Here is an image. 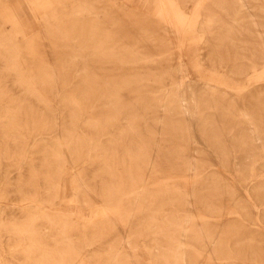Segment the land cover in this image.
Instances as JSON below:
<instances>
[{
	"label": "rangeland",
	"instance_id": "rangeland-1",
	"mask_svg": "<svg viewBox=\"0 0 264 264\" xmlns=\"http://www.w3.org/2000/svg\"><path fill=\"white\" fill-rule=\"evenodd\" d=\"M150 1L0 0V264H177L186 220L196 264H264V146L250 149L239 109L217 112L223 95L264 122V0H177L191 22L196 10L201 16L197 28L186 20L198 33L182 47L179 27ZM217 77L246 87L216 94L211 86L210 108L194 117L179 110V78L206 87L204 79ZM206 111L217 112L214 124L203 120ZM192 159L199 172L187 168ZM193 177L203 178L209 209L196 196L186 204ZM213 181L223 188H206ZM225 218L240 227L221 234V252L203 236Z\"/></svg>",
	"mask_w": 264,
	"mask_h": 264
},
{
	"label": "bare ground",
	"instance_id": "bare-ground-1",
	"mask_svg": "<svg viewBox=\"0 0 264 264\" xmlns=\"http://www.w3.org/2000/svg\"><path fill=\"white\" fill-rule=\"evenodd\" d=\"M79 1V0H78ZM134 1H136V0H134ZM240 1H242V2H244V3H248L249 2V0H240ZM73 2H74V0H73ZM137 2H138V4L139 3H142L143 5H145V6H149L150 4H151V1L150 0H137ZM203 2V1H202ZM137 4V5H138ZM197 5H199V4H197ZM202 5H204V3L202 4ZM201 5V6H202ZM156 7H157V10H156V8H154V11L156 10L157 12H160V15H162V17L167 21V23L168 24H170V25H177L178 27H179V29H178V33L180 34V41H181V45H180V47H182V45L184 46L185 45V43L187 42V41H193V40H195L196 39V34L198 33V32H196L197 30H195V29H193V30H190V29H188V27H196L197 26V24H198V22H199V20H196L195 18L196 17H198V16H200V13L196 10L195 11V13H194V16H195V18H194V16H192L193 18H194V21L193 22H191L188 18H190V16H189V13H186L185 11H184V6H181V5H179V3L177 2V0H158L157 1V3H156ZM203 7V6H202ZM199 8H201V7H199ZM200 10V9H199ZM199 13V14H198ZM156 15H158V14H156ZM159 15V16H160ZM253 16V15H252ZM161 17V16H160ZM201 17V16H200ZM199 17V18H200ZM235 19L237 18H239V14L237 13V14H235V17H234ZM253 18H254V16H253ZM186 20H189V22H191L190 24L188 23V25H187V22H186ZM256 20V19H255ZM235 21H233V23H234ZM256 24H258V23H256ZM188 26L187 28L185 27V26ZM235 25V24H234ZM258 26V25H257ZM186 29H185V28ZM197 28V27H196ZM199 30H200V28H199ZM259 30H261V29H259ZM229 31V30H228ZM230 33V32H229ZM261 34H263V33H261ZM200 36V35H199ZM199 38H201V37H199ZM203 39V38H202ZM202 39H200V40H202ZM186 47V46H185ZM200 48L199 47H194V46H191V44H189V46L187 45V52L188 53H193V56H195V55H197V53H198V50H199ZM213 51H214V47H213ZM74 57H75V54L73 55ZM72 57V56H71ZM78 58V57H77ZM80 58V57H79ZM143 58V57H142ZM146 58V57H145ZM144 59V58H143ZM71 60H74V59H71ZM140 60V59H139ZM142 60V59H141ZM74 61H76V59L74 60ZM193 62H197V59H195V57H193ZM178 63V68H177V70H178V72H179V74L181 75V74H183L184 72H185V67H184V64H183V62L180 60L179 62H177ZM204 63V62H203ZM251 63V62H250ZM207 64V63H206ZM139 65V64H138ZM194 65H196V64H194ZM140 69H142V68H140ZM146 69V68H145ZM261 72V71H260ZM148 73V72H147ZM211 73H214V74H216V72H211ZM257 73H259V72H257ZM257 73H255V74H257ZM254 74V73H253ZM252 74V75H253ZM145 75V74H144ZM143 76V75H142ZM148 76V75H147ZM141 77V76H140ZM205 81H206V83L208 84H206L205 86L206 87H199L198 85L199 84H197V83H193V82H191V81H188V80H186V79H184V78H179L178 79V89L177 90H179V94H178V96H177V93H176V91H174L175 92V95L177 96V100L179 101V103H178V105L180 106L179 107V110L183 113V114H185V115H188L189 117H194V115H196V113L199 111V110H201V105H202V111H203V108L205 107V110H206V108H210V106H211V104H212V100L211 99H209V95L207 94V91L210 89V90H212L213 88L212 87H214V90H212V91H215V93L216 94H218L217 92H216V88L217 87H228V88H230V89H232V90H234V91H237V92H241L243 89H244V87H246V86H244V85H242V84H228L227 82H224V81H220L219 80V77H217L216 79H208V80H206V79H204ZM247 81H249L250 82V79H247ZM150 82V81H149ZM177 82V81H176ZM147 83H148V81H147ZM219 84H221V85H219ZM212 86V87H211ZM212 88V89H211ZM224 93V92H223ZM153 94V93H152ZM174 94V93H173ZM168 96V95H167ZM161 97H162V95H161ZM171 97V96H170ZM174 97V96H173ZM172 98V97H171ZM170 98V99H171ZM221 98L223 99L222 100V102H220L219 104L215 101V102H213V103H215V104H218L222 109H219L217 112L219 113V111H225V108L226 109H228L230 106H233L234 108H235V111H236V109H239L240 110V112L242 113V115H243V117H244V119L243 120H245L244 122H246L247 124V131H249V139H250V149L252 150H254V149H256L257 151H258V149L257 148H259V147H262V146H264V122L262 121L263 119L261 118H254L251 114H250V112L248 111V107H247V105H246V103L244 102V101H242V100H235V98L234 99H229L228 97H226V96H223V95H221ZM160 99V98H159ZM166 99H167V97H166ZM176 99V98H175ZM175 99H174V101H175ZM168 100V99H167ZM172 100V99H171ZM164 101H166V100H164ZM169 101V100H168ZM168 101H166V102H168ZM172 101H170V103H171ZM159 103V102H158ZM176 103V102H175ZM202 103V104H201ZM164 104H165V102H164ZM173 105V104H172ZM166 106V105H165ZM168 106H170V104H169V102H168ZM176 106V105H175ZM163 107V106H162ZM167 107V106H166ZM173 108V107H172ZM175 109H177V108H175ZM217 109V108H216ZM217 112H212V111H206L205 113H204V118H203V120H206V121H208V122H213V124H214V122H216L217 120H216V118H212L211 117V115H214V113H217ZM228 112H230V111H228ZM239 112V113H240ZM199 113H200V111H199ZM233 113V112H232ZM238 113V114H239ZM240 113V114H241ZM176 114H178V113H176ZM201 114V113H200ZM199 115V114H198ZM241 115V116H242ZM198 117V116H197ZM242 117H240V119H241ZM191 119H193V118H191ZM195 119V118H194ZM201 119V118H200ZM216 120V121H215ZM162 121V120H161ZM202 121V120H201ZM187 122H188V119H187ZM159 123V122H158ZM161 123V122H160ZM205 123V122H204ZM243 123V122H242ZM173 124V123H172ZM179 124V123H178ZM190 125H191V123H189ZM161 125V124H160ZM190 125H188V126H190ZM210 125H212V124H210ZM217 125V124H216ZM213 126V125H212ZM163 128V127H162ZM54 129V128H53ZM189 129H190V127H189ZM225 129V128H224ZM160 131V130H159ZM186 131V130H185ZM187 131H188V129H187ZM233 131V130H232ZM189 133V132H188ZM234 133V132H233ZM188 136V135H187ZM215 136V133L213 134V137ZM239 137H238V139H239V141L241 142V143H243L244 145H246L247 143V141H246V139L244 138V136H242V135H238ZM196 137V136H195ZM241 140H243V141H241ZM191 141V140H190ZM238 141V142H239ZM245 141V142H244ZM192 142V141H191ZM193 143V142H192ZM217 143V142H216ZM237 143V142H236ZM184 144V143H183ZM186 147V146H185ZM184 147V148H185ZM247 147V146H246ZM204 148V147H203ZM263 148V147H262ZM178 149H180V148H178ZM186 149V148H185ZM195 149V148H194ZM222 149H223V147H222ZM264 150V149H263ZM183 151H184V149H183ZM207 151V150H206ZM230 151V150H229ZM173 152V151H172ZM175 152V151H174ZM177 152V151H176ZM180 152V151H179ZM185 152H187V151H185ZM252 152V151H251ZM255 152V151H254ZM170 153V152H169ZM206 153H208V152H206ZM236 153V152H235ZM257 153V152H256ZM262 153V152H261ZM141 154V153H140ZM177 154V153H176ZM185 154V153H184ZM195 154V153H194ZM254 154V153H253ZM252 154V155H253ZM174 155V154H173ZM178 155V154H177ZM210 155V154H209ZM227 155V154H226ZM233 155H235V154H233ZM255 155V154H254ZM138 156V155H137ZM172 156V155H171ZM231 156V155H230ZM257 156H261V155H256V157ZM211 157V156H210ZM227 157V156H226ZM253 157V156H252ZM170 158V157H169ZM179 158V157H178ZM185 158V157H184ZM176 159V158H175ZM189 159V158H188ZM197 159V158H196ZM196 159H192V160H190L189 162H185L186 164H187V168L189 169V170H193V171H197V172H199L200 171V165H199V161H197ZM260 159H264V158H260ZM235 160V159H234ZM248 160V159H247ZM256 161L258 160V158L257 159H255ZM177 161H179V160H177ZM181 161V160H180ZM184 161V160H183ZM187 161V160H186ZM205 161V160H204ZM236 161H237V159H236ZM260 161V160H259ZM143 162V161H142ZM152 162V161H151ZM253 162V161H252ZM138 163V162H137ZM154 163H155V161H154ZM165 163V162H164ZM202 163H204V162H202ZM236 163V162H235ZM253 163H255V162H253ZM258 163V162H257ZM168 164V163H167ZM213 164V163H212ZM237 164V163H236ZM262 164H264V162L262 163ZM145 165V164H144ZM146 165H148V164H146ZM155 165V164H154ZM154 165H153V167H154ZM217 165V164H216ZM255 165V164H254ZM257 165V164H256ZM219 166V165H218ZM224 166V165H223ZM253 166V165H252ZM257 166H259V165H257ZM139 167V166H138ZM259 167H261V166H259ZM263 167H264V165H263ZM262 167V168H263ZM172 168V167H171ZM215 168V167H214ZM224 168V167H223ZM237 168H239V167H237ZM253 168V167H252ZM255 168V167H254ZM143 169V168H142ZM156 169V168H155ZM155 169H154V172H155ZM187 169V170H188ZM218 170V169H217ZM220 170H222V169H220ZM256 170V169H255ZM259 170V169H258ZM152 171V170H151ZM157 171V170H156ZM250 171H251V168H250ZM189 172H191V171H189ZM188 172V173H189ZM225 171H223L222 173H224ZM236 172V171H235ZM253 172H254V170H253ZM256 172V171H255ZM260 172V171H259ZM264 172V171H263ZM151 173V172H150ZM192 173H194V172H192ZM238 173H239V171H238ZM257 173V172H256ZM260 174H262L263 175V173H261L260 172ZM150 175V174H149ZM227 175V174H226ZM250 175V174H249ZM253 176H254V173L252 174ZM200 176H202V175H200ZM204 176V175H203ZM209 176V175H208ZM217 176V175H216ZM230 176V175H229ZM240 176V175H239ZM242 176V175H241ZM258 176H260L259 174H258ZM264 176V175H263ZM138 177V176H137ZM187 177L188 176H185V178L187 179ZM197 177V176H196ZM196 177H193V179H191L187 184H189V187H188V193H187V199H186V204H188L189 206H191L193 203H194V200H193V198L196 196L197 197V200L199 201V203H201V205L202 206H204L206 209H209L208 208V206H210L209 205V199H207L206 198V193L204 194L203 192H204V190H208V189H205V185H203V178H202V180H200L199 178H196ZM199 177V176H198ZM210 177V176H209ZM256 177V176H255ZM261 177V176H260ZM140 178H141V176H140ZM149 178V177H148ZM184 178V177H183ZM185 178H184V180H185ZM213 178V177H212ZM248 178V177H247ZM251 178H254V177H251ZM250 178V179H251ZM259 177H256L255 179H258ZM262 178H264V177H262ZM142 179V178H141ZM140 179V180H141ZM173 179V178H172ZM205 179V178H204ZM135 180V179H134ZM209 179H207V181H208ZM217 180H219V179H217ZM222 180H223V177H222ZM259 180H260V178H259ZM247 181V180H246ZM249 181V180H248ZM254 180H252V182H253ZM171 182V181H170ZM175 182V181H174ZM185 182V181H184ZM209 182V181H208ZM223 181H221V182H219V183H215L214 181H213V183H211V184H208V185H206V188H209V190H214L215 189V191H217V190H219V188H221L222 186H223V184L224 183H222ZM250 182H251V180H250ZM249 182V183H250ZM255 182H256V180H255ZM52 183V182H51ZM135 183H136V181H135ZM138 183H139V181H138ZM176 183V182H175ZM248 183V182H247ZM254 183V182H253ZM134 184V183H133ZM245 184V183H244ZM143 185V184H142ZM167 185L168 184H166V187H167ZM226 185V184H225ZM224 185V186H225ZM260 185V184H259ZM113 186V185H112ZM138 186V185H137ZM169 186H170V184H169ZM174 186V185H173ZM263 186H264V183H263ZM128 187V186H127ZM134 187V186H133ZM171 187V186H170ZM175 187V186H174ZM187 187V186H186ZM226 187V186H225ZM252 187H253V189H256V187L254 186V185H252ZM223 188V187H222ZM234 188V187H233ZM260 188V187H259ZM262 188V187H261ZM48 189V188H47ZM176 189H178V188H176ZM185 189H187V188H185ZM248 189H249V187H248ZM51 190V189H50ZM54 190V189H53ZM121 190V189H120ZM141 190H142V188H141ZM180 190V189H179ZM227 190V189H226ZM226 190H225V192H226ZM234 190H235V188H234ZM122 191V190H121ZM203 191V192H202ZM224 191V190H223ZM229 191V190H228ZM254 191V190H253ZM124 192V191H123ZM142 192V194H139V195H145V194H143L144 192L143 191H141ZM165 192V191H164ZM166 192H168V191H166ZM174 192H175V190H174ZM182 192V191H181ZM180 192V193H181ZM222 192V191H221ZM225 192L223 193V194H225ZM139 193H140V191H139ZM170 193H172L171 195V197H173V192H170ZM179 193V192H178ZM177 193V194H178ZM183 193V192H182ZM182 193H181V195H182ZM233 193V192H232ZM246 193H248V192H246ZM21 194V193H20ZM24 194V193H23ZM135 194V193H134ZM161 194H163V193H161ZM184 194V193H183ZM257 194L259 195V196H263L264 195V188H262V189H259L258 191H257ZM31 195V194H30ZM131 195V194H130ZM136 195V194H135ZM170 195V194H169ZM169 195H167L166 197H168ZM186 195V194H185ZM230 195V194H229ZM247 195V194H246ZM249 195V194H248ZM257 195V196H258ZM21 196H23V195H21ZM147 196V195H146ZM179 197H181L180 196V194L178 195ZM132 197V196H131ZM149 197V196H148ZM156 197V196H155ZM159 197V196H158ZM232 197V196H231ZM245 197V196H244ZM248 197V196H247ZM137 198V197H136ZM142 198H143V196H142ZM163 198V197H162ZM169 198V197H168ZM26 199V198H25ZM141 199V198H140ZM146 199H147V197H146ZM145 199V200H146ZM153 199H155V198H153ZM157 199V198H156ZM159 199H160V197H159ZM171 199H173V198H171ZM175 199V198H174ZM176 199H178L177 197H176ZM180 199V198H179ZM179 199L177 200V201H179ZM244 199H246V197L244 198ZM133 200V199H132ZM136 200V199H135ZM134 200V201H135ZM137 200H138V198H137ZM144 200V199H143ZM142 201V200H141ZM147 201V200H146ZM151 200H149V202H150ZM156 201V200H155ZM164 201V200H163ZM167 201V200H166ZM170 201V200H169ZM184 201V200H183ZM218 201V200H217ZM236 201H238V203H241L240 205H241V211H247V209H248V206H247V204H245L244 202H243V200H240V199H238V196H237V199H236ZM143 202H145V201H143ZM165 202V201H164ZM172 202H174V201H172ZM153 203V202H152ZM159 203V202H158ZM157 203V204H158ZM161 203V202H160ZM170 203H171V201H170ZM176 203V202H175ZM181 203V202H180ZM132 204V203H131ZM145 204H146V202H145ZM144 204V205H145ZM148 205H149V203H147ZM147 204H146V206H147ZM153 204H155V203H153ZM156 204V205H157ZM164 204V203H163ZM166 204V203H165ZM167 204H168V202H167ZM30 205V204H29ZM139 205V204H138ZM142 205V204H141ZM144 205H143V207H144ZM159 205V204H158ZM220 205V204H219ZM134 206H135V204H134ZM151 206V205H150ZM160 206H161V204H160ZM187 206V205H186ZM236 206V205H235ZM132 207V206H131ZM142 207V208H143ZM149 207V206H148ZM174 207V206H173ZM211 207H212V205H211ZM36 208V207H35ZM133 208V207H132ZM156 208V207H155ZM154 208V209H155ZM158 208V207H157ZM160 208V207H159ZM158 208V209H159ZM237 208V207H236ZM119 209V208H118ZM201 209V208H200ZM142 210V209H141ZM146 210V209H145ZM151 210H152V208H151ZM151 210H150V212H151ZM173 210V209H172ZM174 210H175V208H174ZM214 210V209H213ZM216 210V209H215ZM31 211H33V210H31ZM133 211H134V209H133ZM137 211H138V209H137ZM159 211V210H158ZM218 211V210H217ZM217 211H215V213L217 212ZM113 212V211H112ZM136 212V211H135ZM135 212H134V214H135ZM147 212H149V211H147ZM146 212V213H147ZM183 212V211H182ZM220 212V211H219ZM238 212V211H237ZM240 212V211H239ZM139 213H141V212H139ZM155 213H156V211H155ZM157 213H160V212H157ZM163 213V212H162ZM174 213V212H173ZM176 213V212H175ZM185 213V212H184ZM188 213V212H187ZM213 213V212H212ZM148 214V213H147ZM240 214V213H239ZM246 214H247V212H246ZM136 215H138V214H136ZM146 215V214H145ZM241 215V214H240ZM140 216V215H139ZM141 216H143V215H141ZM154 216V215H153ZM182 216V215H181ZM185 216V215H184ZM187 216V215H186ZM186 216H185V218H186ZM198 216H199V214H198ZM246 216V215H245ZM105 217V216H104ZM113 217H115V216H113ZM156 217V216H155ZM165 218H166V216H164ZM173 217V216H172ZM178 217V216H177ZM204 217H206V216H204ZM248 217H249V215H248ZM256 217V216H255ZM164 218V219H165ZM207 218H209V217H207ZM213 218V217H212ZM223 218V217H222ZM259 218V217H258ZM153 219V218H152ZM155 219V218H154ZM168 219V217L166 218V220ZM184 219V218H183ZM186 219H188V218H186ZM196 219V218H195ZM203 219H205V218H203ZM257 219V218H256ZM114 220H115V218H114ZM121 220V219H120ZM119 220V221H120ZM144 220V219H143ZM170 220H173V219H171V217H170ZM174 220H178V219H174ZM182 220V219H181ZM198 220V219H197ZM212 220V219H211ZM216 220V219H215ZM222 220V219H221ZM241 220V219H240ZM244 220V219H243ZM242 220V221H243ZM258 220V219H257ZM260 220V219H259ZM145 221V220H144ZM150 221H152L151 220V218H150ZM169 221V220H168ZM191 221V220H190ZM193 221H195L194 219H193ZM206 221V220H205ZM209 221V220H208ZM115 222H117V221H115ZM123 222H125V221H123ZM130 222V221H129ZM132 222V221H131ZM164 222V221H163ZM185 222V228L183 229V231H182V234H181V241H179V242H181V246H180V248L177 250V249H175L176 251H174L173 252V255H172V257L177 261L176 263L177 264H196V261H195V256H194V254L192 253L193 251L191 250L190 251V249L188 250V248H186V243H187V240H186V237H187V226H188V220H186V221H184ZM183 222V223H184ZM257 222V221H256ZM121 223V222H120ZM126 223V222H125ZM146 223H149L148 221L146 222ZM167 223V222H166ZM169 223H172V221L171 222H168V224ZM192 223V222H191ZM206 223V222H205ZM211 223V222H210ZM221 224H222V227H224V228H222V229H220L219 231H218V229H217V231L215 232V233H213V234H211V233H209L208 232V234H211V235H208V234H206L205 236H203L204 234H202L201 236H203V238H205V239H210V241L209 242H211L212 243V245H215L217 248H218V250H220L221 252H223L224 251V247H223V237H222V235L221 234H223V232L224 233H226V232H230V231H232V232H234V233H237L238 232V226H239V224L235 221V220H229V219H224V220H222L221 222H220ZM258 225H260V222L258 221ZM117 224H118V222H117ZM128 224V223H127ZM140 224V223H139ZM155 224V223H154ZM159 224V223H158ZM157 224V225H158ZM200 224V223H199ZM115 225H116V223H115ZM129 225V224H128ZM141 225H143V224H141ZM145 225H147V224H145ZM149 225V224H148ZM148 225H147V227H148ZM162 225V224H161ZM183 225V224H182ZM203 225V224H202ZM206 225V224H205ZM208 225H209V223H208ZM207 225V226H208ZM215 225V224H214ZM119 226V225H118ZM135 226V225H134ZM140 226V225H139ZM159 226V225H158ZM164 226V225H163ZM162 226V227H163ZM167 226V225H166ZM170 226V225H169ZM191 226V225H190ZM189 226V227H190ZM138 227V226H137ZM145 227V226H144ZM153 227V226H152ZM172 227H173V224H172ZM174 227H176V225L174 226ZM181 227V226H180ZM179 227V229H182V227L180 228ZM195 227V226H194ZM200 227V226H199ZM198 227V228H199ZM240 227V226H239ZM263 227V226H262ZM149 228H151V227H149ZM170 228H171V226H170ZM177 228V227H176ZM175 228V229H176ZM196 228V227H195ZM134 229V228H133ZM138 229H139V227H138ZM157 229V227H155V230ZM161 229V228H160ZM164 229V228H163ZM178 229V228H177ZM177 229H176V231H177ZM178 229V230H179ZM192 229V228H191ZM197 229V228H196ZM212 229V228H211ZM243 229V228H242ZM142 230V229H141ZM152 230V229H151ZM159 230V229H158ZM158 230H156L157 232H158ZM194 230V229H193ZM192 230V231H193ZM203 230H204V228H203ZM207 230V229H206ZM205 230V231H206ZM209 230H210V228H209ZM208 230V231H209ZM147 231V230H146ZM150 231V230H149ZM161 231V230H160ZM160 231H159V233H160ZM168 231V230H167ZM174 231V230H173ZM199 231V230H198ZM134 232L135 231H133V234H134ZM139 232V231H138ZM137 232V233H138ZM151 232V231H150ZM163 232V231H162ZM165 232V231H164ZM191 232V231H190ZM146 233V232H145ZM153 233V232H152ZM151 233V234H152ZM178 233V232H177ZM180 233V232H179ZM193 233H194V231H193ZM198 233V232H197ZM203 233H205V232H203ZM130 234V233H129ZM136 234V233H135ZM143 234V233H142ZM158 234V233H157ZM164 234V233H163ZM189 234H191V233H189ZM128 235V234H127ZM154 235V234H153ZM159 235H161V236H164V235H162V234H159ZM197 235V234H196ZM124 236H125V234H124ZM166 236V235H165ZM226 236V235H225ZM237 236H238V234H237ZM134 237V236H133ZM140 237V236H139ZM138 236H137V238H139ZM176 237V236H175ZM189 237V236H188ZM194 237V236H193ZM125 238V237H124ZM143 238V237H142ZM159 238V237H158ZM157 238V239H158ZM195 238V237H194ZM200 238V237H199ZM234 238V237H233ZM154 239H156V238H154ZM163 239V238H162ZM167 239V238H166ZM176 239V238H175ZM179 239V238H178ZM128 240V239H127ZM127 240H125V241H127ZM197 241H198V239H196ZM195 240V241H196ZM200 240H202V239H200ZM199 240V241H200ZM244 240V239H243ZM122 241H124L123 239H122ZM129 241V240H128ZM130 241H132L131 240V238H130ZM134 241V240H133ZM161 242V240H157V242ZM169 241V240H168ZM168 241H166L167 243H169ZM151 242H152V240H151ZM174 242V241H173ZM202 242H204V239H203V241ZM253 242H255V241H253ZM130 243V242H129ZM152 243H154V241L152 242ZM164 243H165V237H164ZM251 243V242H250ZM260 243V242H259ZM258 243V244H259ZM172 244V243H171ZM170 244V245H171ZM204 244V243H203ZM236 244H238L237 242H236ZM131 245V244H130ZM160 245V244H159ZM180 245V244H179ZM179 245H178V247H179ZM194 246H195V244H193ZM202 245V244H201ZM208 245V244H207ZM239 245V244H238ZM260 245V244H259ZM150 246V245H149ZM156 246V245H155ZM126 247H127V245H126ZM128 247H129V245H128ZM127 247V248H128ZM162 246H160V248H161ZM193 247V246H192ZM209 247V246H208ZM226 247V246H225ZM149 248V247H148ZM160 248H158L159 249V253H161V254H164L165 252L163 251H161V249ZM175 248V247H174ZM173 248V249H174ZM210 248L211 247H209V250H210ZM215 248V247H214ZM213 248V249H214ZM229 248V247H228ZM129 249V248H128ZM134 249V248H133ZM151 249V248H150ZM162 249H164L163 247H162ZM165 249H167L168 250V247L167 248H165ZM164 249V250H165ZM196 249V248H195ZM137 250V249H136ZM166 250V251H167ZM170 250V249H169ZM198 249H196V251H197ZM227 250V249H226ZM135 251V250H134ZM195 251V250H194ZM195 251V252H196ZM211 251V250H210ZM212 251H214V250H212ZM217 251V250H216ZM228 251V250H227ZM155 252V251H154ZM168 252V251H167ZM232 252V251H231ZM198 253H200V252H198ZM213 253V252H212ZM219 253V252H218ZM228 253V252H227ZM130 254V253H129ZM167 254V253H166ZM197 254V253H196ZM201 254V253H200ZM217 254V253H216ZM234 254V253H233ZM165 255V254H164ZM211 255V254H210ZM214 255H215V253H214ZM221 255V254H220ZM130 256H132V255H130ZM228 256V255H227ZM235 256H236V253H235ZM112 257H114V256H111V258L110 259H112ZM163 257V256H162ZM161 257V260L163 259ZM165 257H166V255H165ZM171 257V258H172ZM114 258H116V257H114ZM134 258V257H133ZM132 258V259H133ZM170 258V259H171ZM213 258V257H212ZM137 259V258H136ZM134 260H135V258H134ZM161 260L159 261V262H161ZM209 260V259H208ZM212 260V259H211ZM216 260V259H215ZM220 260V259H219ZM234 260V259H233ZM238 260V259H237ZM156 261V260H155ZM167 261V260H166ZM168 261H169V259H168ZM223 261V260H222ZM235 261V260H234ZM213 262V261H212ZM215 262V261H214ZM217 262H218V260H217ZM118 263H120L119 261H118ZM153 263V262H152ZM199 263V262H198ZM218 263H220V261L218 262ZM111 264V263H110ZM114 264V263H113ZM120 264H122V263H120ZM170 264V263H169ZM174 264V263H173ZM215 264V263H214ZM221 264V263H220ZM224 264V263H223ZM252 264V263H251Z\"/></svg>",
	"mask_w": 264,
	"mask_h": 264
}]
</instances>
